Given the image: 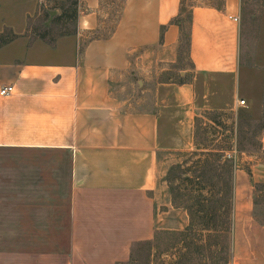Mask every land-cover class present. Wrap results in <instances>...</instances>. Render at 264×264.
<instances>
[{
    "label": "crops",
    "instance_id": "obj_1",
    "mask_svg": "<svg viewBox=\"0 0 264 264\" xmlns=\"http://www.w3.org/2000/svg\"><path fill=\"white\" fill-rule=\"evenodd\" d=\"M79 1L77 33L54 45L20 38L0 49V151L67 160L51 166L49 182L27 175L0 181V264H127L159 230H185L188 212L177 213L164 195L165 157L186 127L196 136L204 110L247 107L239 97L229 108L218 100L221 85L234 98L239 93L241 0L190 7L192 67L181 74L194 76L184 83L156 78L179 60L185 0H124L108 34L107 0ZM134 82L143 92L136 103L124 95ZM7 85L15 91L3 96ZM243 155L232 198L231 264H264L255 197L264 160Z\"/></svg>",
    "mask_w": 264,
    "mask_h": 264
},
{
    "label": "rangeland",
    "instance_id": "obj_2",
    "mask_svg": "<svg viewBox=\"0 0 264 264\" xmlns=\"http://www.w3.org/2000/svg\"><path fill=\"white\" fill-rule=\"evenodd\" d=\"M124 0H107L110 12L104 34H108L117 22L118 11ZM224 0H185L186 29L189 27V9L194 5L223 4ZM23 4V5H21ZM67 0H2L0 1V31L12 29L19 38H27L30 44L37 40L47 43L74 32L75 19H58L65 12ZM242 67L236 85L235 98L228 87L221 85L218 97L220 106L229 108L237 97L247 101L246 108L203 111L196 125L186 127L184 139L165 157L167 170L163 175L164 195L170 194L178 212L187 211L189 226L182 231L159 230L151 244L135 247L133 264H231L232 217L217 201L229 198L228 188L234 182L237 164L243 153L264 160V0H241ZM69 10V7H68ZM107 10V11H108ZM26 15L27 26L23 27ZM17 39V40H18ZM16 41V40H15ZM14 42V41H13ZM50 44V43H49ZM52 45V44H50ZM192 67L188 44L184 37L179 60L162 73L158 81L184 83L193 79L194 73L182 70ZM224 84V83H222ZM127 90V92H126ZM125 98L136 103L143 96L137 83L125 88ZM136 105V104H135ZM141 105V104H137ZM176 128V131H175ZM172 130L177 133V127ZM231 148V149H230ZM230 149V150H228ZM225 151V158L220 155ZM223 152V153H222ZM228 153H234L230 159ZM239 159V160H238ZM66 165V157L51 152H3L0 151V181L21 177L27 180L51 181V166ZM20 166L27 168L26 172ZM11 168V170L9 168ZM248 172L250 168L245 167ZM11 171V172H10ZM264 183L256 184L257 217L264 222ZM2 189H0L1 191ZM204 192L203 195H200ZM46 191V190H45ZM209 198L210 201L204 198ZM227 200V199H226ZM206 206L209 213L201 211ZM0 205V223H2ZM166 208V207H165ZM173 209V210H175Z\"/></svg>",
    "mask_w": 264,
    "mask_h": 264
},
{
    "label": "trees",
    "instance_id": "obj_3",
    "mask_svg": "<svg viewBox=\"0 0 264 264\" xmlns=\"http://www.w3.org/2000/svg\"><path fill=\"white\" fill-rule=\"evenodd\" d=\"M70 2V6H66L65 5V12L59 16L58 19H66V18H72V19H75L76 22H77V26H78V18H79V7H80V1L79 0H67V3ZM68 7H69V10H68ZM181 20L179 19L178 22H180ZM183 32H184V28H183ZM77 33V27L75 28L74 32L72 33H68L66 35H71V34H75ZM186 38L187 40V44L189 45L190 44V35L189 33H186L184 32L183 33V38ZM19 38V35L16 34L12 29H4L3 31H0V49L3 48L4 46L12 43L13 41L17 40ZM56 39L53 41V42H49L50 44L54 45L56 43ZM200 117L197 118V121H199ZM231 149V148H230ZM228 149V150H230ZM223 151V150H222ZM224 152V153H223ZM220 155V158L223 159L225 158V151H223ZM229 154V153H228ZM264 187V185L262 186ZM200 195H203L204 192H201L200 190ZM230 194V195H229ZM227 196L229 195V198H225L224 200H220V201H217V203H220V205L218 206L221 211V208L224 206L227 211H228V214H231L232 216V198H233V194H232V186H230L228 188V193L226 194ZM205 200H208L210 201V199L207 197V198H204ZM227 199V200H226ZM258 204V202H257ZM201 211L205 212V213H209L210 212V209H208L206 206H203V208H201ZM141 244H151V242H148V243H140L139 245ZM133 256H134V253H133ZM134 262V257H132L131 261L127 264H133Z\"/></svg>",
    "mask_w": 264,
    "mask_h": 264
},
{
    "label": "built area",
    "instance_id": "obj_4",
    "mask_svg": "<svg viewBox=\"0 0 264 264\" xmlns=\"http://www.w3.org/2000/svg\"><path fill=\"white\" fill-rule=\"evenodd\" d=\"M234 19H235L236 22H240V18L239 17H236ZM14 91H15V87L13 85H7V86L2 88L1 94L3 96H10V95H12L14 93ZM238 103L241 106H246L247 105V101L245 99H239ZM228 157L230 159H233L234 158V153H229Z\"/></svg>",
    "mask_w": 264,
    "mask_h": 264
}]
</instances>
